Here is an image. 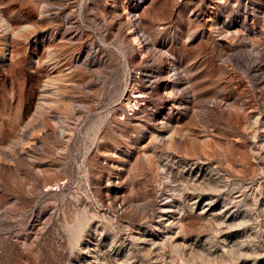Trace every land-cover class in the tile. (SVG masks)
<instances>
[{
    "label": "rangeland",
    "instance_id": "1",
    "mask_svg": "<svg viewBox=\"0 0 264 264\" xmlns=\"http://www.w3.org/2000/svg\"><path fill=\"white\" fill-rule=\"evenodd\" d=\"M0 264H264V0H0Z\"/></svg>",
    "mask_w": 264,
    "mask_h": 264
},
{
    "label": "bare ground",
    "instance_id": "2",
    "mask_svg": "<svg viewBox=\"0 0 264 264\" xmlns=\"http://www.w3.org/2000/svg\"><path fill=\"white\" fill-rule=\"evenodd\" d=\"M135 38H137V37H135ZM62 134H65V131H63Z\"/></svg>",
    "mask_w": 264,
    "mask_h": 264
}]
</instances>
